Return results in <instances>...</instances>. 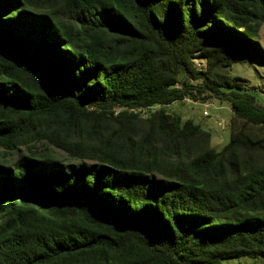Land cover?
Here are the masks:
<instances>
[{"label": "trees", "instance_id": "16d2710c", "mask_svg": "<svg viewBox=\"0 0 264 264\" xmlns=\"http://www.w3.org/2000/svg\"><path fill=\"white\" fill-rule=\"evenodd\" d=\"M264 0H0V264L264 259ZM231 108L220 151L174 103Z\"/></svg>", "mask_w": 264, "mask_h": 264}, {"label": "rangeland", "instance_id": "374dc122", "mask_svg": "<svg viewBox=\"0 0 264 264\" xmlns=\"http://www.w3.org/2000/svg\"><path fill=\"white\" fill-rule=\"evenodd\" d=\"M264 33V31H263ZM233 76L247 79L248 90L256 95L258 101L264 104V66L257 62L246 65L236 64L232 68ZM169 111L180 115L183 119H192L200 124L212 136V144L217 150H221L230 142L231 108L226 102L212 99L207 103L194 102L190 99L182 103H174ZM224 264H264V259H234L225 261Z\"/></svg>", "mask_w": 264, "mask_h": 264}]
</instances>
